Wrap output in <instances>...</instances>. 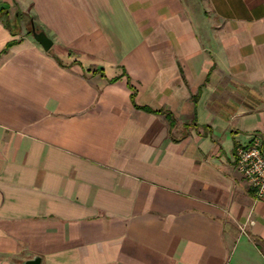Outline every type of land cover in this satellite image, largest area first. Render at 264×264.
Masks as SVG:
<instances>
[{
  "label": "crops",
  "instance_id": "obj_1",
  "mask_svg": "<svg viewBox=\"0 0 264 264\" xmlns=\"http://www.w3.org/2000/svg\"><path fill=\"white\" fill-rule=\"evenodd\" d=\"M255 132L264 0H0V264H264Z\"/></svg>",
  "mask_w": 264,
  "mask_h": 264
},
{
  "label": "built area",
  "instance_id": "obj_2",
  "mask_svg": "<svg viewBox=\"0 0 264 264\" xmlns=\"http://www.w3.org/2000/svg\"><path fill=\"white\" fill-rule=\"evenodd\" d=\"M236 169L255 190L256 199L264 197V132H255L249 142L235 147Z\"/></svg>",
  "mask_w": 264,
  "mask_h": 264
},
{
  "label": "water",
  "instance_id": "obj_3",
  "mask_svg": "<svg viewBox=\"0 0 264 264\" xmlns=\"http://www.w3.org/2000/svg\"><path fill=\"white\" fill-rule=\"evenodd\" d=\"M32 29H33L34 38L39 43H41L45 49L48 50L53 44L52 40L48 37V35L43 30L37 31L34 28ZM39 263H40V257H34V259L27 261L26 264H39Z\"/></svg>",
  "mask_w": 264,
  "mask_h": 264
},
{
  "label": "trees",
  "instance_id": "obj_4",
  "mask_svg": "<svg viewBox=\"0 0 264 264\" xmlns=\"http://www.w3.org/2000/svg\"><path fill=\"white\" fill-rule=\"evenodd\" d=\"M166 116H167L169 122H171V125L172 126L175 125L173 115H172V113L170 111L166 113Z\"/></svg>",
  "mask_w": 264,
  "mask_h": 264
}]
</instances>
